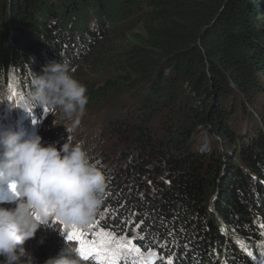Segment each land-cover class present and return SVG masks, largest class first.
Segmentation results:
<instances>
[{"label": "trees", "instance_id": "trees-1", "mask_svg": "<svg viewBox=\"0 0 264 264\" xmlns=\"http://www.w3.org/2000/svg\"><path fill=\"white\" fill-rule=\"evenodd\" d=\"M54 61L75 69L79 123L111 148L91 159L107 183L101 231L169 249L173 264H261L264 0H0L1 85L25 97ZM56 114L65 137L72 122ZM203 133L213 148L200 150ZM64 246L50 224L23 259L45 264Z\"/></svg>", "mask_w": 264, "mask_h": 264}, {"label": "clouds", "instance_id": "clouds-1", "mask_svg": "<svg viewBox=\"0 0 264 264\" xmlns=\"http://www.w3.org/2000/svg\"><path fill=\"white\" fill-rule=\"evenodd\" d=\"M74 71L67 62L44 66L41 74H32L31 90L17 107L29 115L37 108L51 114L59 110L72 122L67 133L73 132L88 103L87 88L74 78ZM0 184H6L14 196V201L0 198V264H25L22 245L39 229L50 228L52 221L66 230L87 224L107 189L103 171L91 162L81 143L73 145L68 137L57 149L43 146L39 135L11 129L0 130ZM87 261L96 263L95 258ZM121 261L138 264L133 256ZM45 264H81V255L64 246Z\"/></svg>", "mask_w": 264, "mask_h": 264}, {"label": "rangeland", "instance_id": "rangeland-1", "mask_svg": "<svg viewBox=\"0 0 264 264\" xmlns=\"http://www.w3.org/2000/svg\"><path fill=\"white\" fill-rule=\"evenodd\" d=\"M7 84H2L0 82V130L3 129H11L13 131H23L29 134H36L39 135L41 137V142L43 146H47V145H54L57 147V149H59L64 143L67 142L68 137L71 140V143L73 145H75L76 143H81L83 145V147L85 148V150L88 151L89 156L91 157V159H99L102 156H106L108 154H110L111 152V148L109 143L104 140V139H100L98 137V140L96 137H93V133H91L92 129H93V120L88 118H84L82 120V122L78 123V125H76L75 130L73 132L68 133L65 137H63V134H59L56 133L54 131V126H56L58 123V115L55 114H51V113H46L43 112L41 109H39V113H35L37 110H33L32 114L29 115L28 113H26L25 111H23L22 109L18 108L17 105L19 104L21 98L23 97V95L19 92H15L12 87L10 86H6ZM13 92L15 93V95H13ZM20 111L22 112L20 115ZM25 114L26 115V120L32 122V126H30L28 129H22V127L19 126V122L17 119H19L20 121L21 119V115ZM36 117H35V116ZM23 116V115H22ZM14 120V121H12ZM33 120L36 121V123H33ZM62 125V124H60ZM60 129H65V128H60ZM63 135V136H62ZM62 136V137H61ZM63 138V139H62ZM200 150L204 151L206 148L207 150L211 148H213V146H215V142L213 139L209 138L206 136V133H203L200 136ZM205 146H207L205 148ZM3 191V190H2ZM3 207H13V206H8V205H1ZM100 216V214L96 213V215L85 225L82 226H78L76 227L77 230H83L85 233V238L86 239H95L96 238V234L99 233L101 230L99 229L97 223L95 221H98L97 218ZM53 226H55L56 228H58L63 235L65 236V238L67 237V233L69 231H71L72 229H68L66 230L64 228V225H62L59 222L56 221H52L51 223ZM89 225H93L94 227L90 228ZM127 230L130 229L131 232H136L137 231V227L136 224H130L128 225V227L126 228ZM138 237L143 239L144 238L141 236V234L139 233V227H138V233H137ZM128 238L130 237V235L127 236ZM67 240V238H66ZM70 245L73 248H76L78 250V244L76 241H69L67 240ZM26 242V241H25ZM166 245L162 244V247H164ZM161 248V246L159 247V249ZM182 249L185 250L184 245H182L179 248V252L182 253ZM149 250V248H148ZM153 251V250H152ZM155 251V250H154ZM153 251V252H154ZM162 251V250H160ZM157 251L156 252V259L158 261H160V264H165L166 259L163 256L158 255L157 253L160 252ZM148 251L144 252L145 254ZM177 253V252H176ZM167 257H171L172 259H174V257H176V255H174L173 253L169 252V249L166 252ZM126 257L127 259H130L132 256L130 255H123L120 256L116 259L115 264H117L119 262V260H121L122 258ZM130 262H133L131 260H129ZM138 264H141V261L136 259ZM128 262V261H126ZM125 261H121L119 263L121 264H125ZM105 264H108L107 261H105Z\"/></svg>", "mask_w": 264, "mask_h": 264}, {"label": "snow or ice", "instance_id": "snow-or-ice-1", "mask_svg": "<svg viewBox=\"0 0 264 264\" xmlns=\"http://www.w3.org/2000/svg\"><path fill=\"white\" fill-rule=\"evenodd\" d=\"M13 95H15L14 92ZM33 123L35 124L36 121L33 120ZM11 188L14 191V185ZM98 223L97 221V225ZM89 227L92 228L94 226L89 225ZM66 238L69 241L77 242L81 259L88 260L95 258L96 264H105V261L108 264H115L116 259L125 254L140 260L141 264H155L154 257L156 253L149 249L145 254L141 247L136 246L134 238L117 236L108 231H100L96 234L95 239L89 240L85 238L83 230H77L76 228L69 231ZM165 264H173L172 258H167ZM261 264H264V260L261 261Z\"/></svg>", "mask_w": 264, "mask_h": 264}]
</instances>
